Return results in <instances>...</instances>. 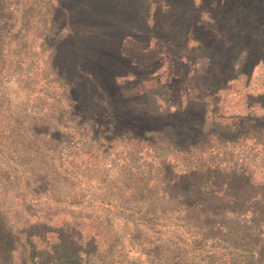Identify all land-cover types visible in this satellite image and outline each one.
I'll return each mask as SVG.
<instances>
[{
    "label": "rangeland",
    "instance_id": "rangeland-1",
    "mask_svg": "<svg viewBox=\"0 0 264 264\" xmlns=\"http://www.w3.org/2000/svg\"><path fill=\"white\" fill-rule=\"evenodd\" d=\"M82 1L0 0L7 227L81 243V264H264V185L213 201L191 186L220 154L152 124L185 107L259 113L264 0ZM247 156L262 182L264 149Z\"/></svg>",
    "mask_w": 264,
    "mask_h": 264
},
{
    "label": "trees",
    "instance_id": "trees-1",
    "mask_svg": "<svg viewBox=\"0 0 264 264\" xmlns=\"http://www.w3.org/2000/svg\"><path fill=\"white\" fill-rule=\"evenodd\" d=\"M81 2L84 3L82 0ZM109 2L112 4L111 6L120 10L123 7L126 8V5L122 4L120 0H109ZM189 25V30H194L196 27L194 23ZM170 38L172 40V37ZM173 43L176 44V42ZM173 43L171 44L174 45ZM229 68L231 67L229 66ZM219 80L223 81L221 84L224 85L223 76ZM251 106H257L260 110L259 113L246 111L241 115L226 116L208 109L207 106L201 109L185 107L173 114H166L167 116H156L153 118L155 121L153 123L151 121L159 128H164V126L173 128L174 137L171 140L180 150L200 146L201 150L211 149L216 154H220V161L213 165L208 164L204 169H199L202 174L197 182L203 180L202 183L196 182L191 186L204 188L215 202L223 201V199L228 202L232 200L237 203L239 201L246 202L247 196L241 199L240 195L249 194L253 192L252 190L264 185V180L262 182L259 180V182L256 179V165L247 156V153L255 148L262 146L264 149V92L256 97L255 102L249 105V107ZM227 120L233 123L229 124ZM157 130L159 129L157 128ZM248 143L249 146L246 145ZM238 150L241 152H237L235 155ZM178 189L186 192L182 183ZM251 194L253 193H250V196ZM217 212L218 209L211 208L208 210V216L217 218L220 215ZM3 214L4 212L0 210V264L83 263V254L85 253L81 249V243H78L77 246L74 243L64 244L58 241H49L43 233H38V230L32 231L35 229L34 226L27 230L13 231L12 226L7 227L5 222L7 219ZM215 225L220 226V223L215 220L207 227Z\"/></svg>",
    "mask_w": 264,
    "mask_h": 264
}]
</instances>
